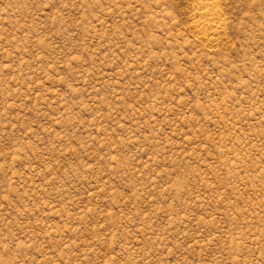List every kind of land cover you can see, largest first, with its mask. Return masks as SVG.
<instances>
[{"label":"rangeland","instance_id":"374dc122","mask_svg":"<svg viewBox=\"0 0 264 264\" xmlns=\"http://www.w3.org/2000/svg\"><path fill=\"white\" fill-rule=\"evenodd\" d=\"M200 1L0 0V264H264V0Z\"/></svg>","mask_w":264,"mask_h":264},{"label":"bare ground","instance_id":"6f19581e","mask_svg":"<svg viewBox=\"0 0 264 264\" xmlns=\"http://www.w3.org/2000/svg\"><path fill=\"white\" fill-rule=\"evenodd\" d=\"M195 14L198 17L196 20L195 27H202L205 26L204 28V35L209 36L211 34H216L218 33L222 26L220 25L219 22H217V18L220 17V11L215 8V5L210 3L209 1L202 0L196 6L195 9ZM203 30V28H202Z\"/></svg>","mask_w":264,"mask_h":264}]
</instances>
